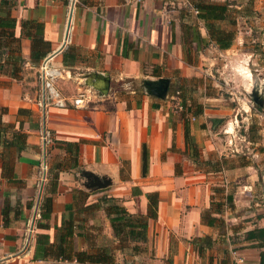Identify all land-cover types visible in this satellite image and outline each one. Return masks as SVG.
I'll return each mask as SVG.
<instances>
[{
  "label": "crops",
  "instance_id": "crops-1",
  "mask_svg": "<svg viewBox=\"0 0 264 264\" xmlns=\"http://www.w3.org/2000/svg\"><path fill=\"white\" fill-rule=\"evenodd\" d=\"M13 1L11 15L16 19V37L21 36L22 20L43 22L44 38L51 45L49 61L64 70L58 81L64 94L101 86L96 82L97 74L108 80V92L88 108L42 110L37 104L39 86L33 90L25 88L24 79H20L22 71L18 79L10 77L8 71H0V109H6L2 119L16 128L22 121V131L27 135L26 146L21 150L0 145V264H85L33 258L34 229L35 233L49 234L53 241L56 227L68 215L74 191L82 190L74 181L75 168L79 167L110 182L103 188H89L86 186L89 179L80 171L79 175L85 178L83 185L90 191L82 190L88 194L86 199L92 194L106 193L118 199L129 213L145 214L148 203L145 193L158 194L157 218L148 221V240L137 242L139 247L132 249L134 254L148 252L145 264H235V254L241 255L245 264H259L263 248L255 246V241L246 240L245 233L264 227V171L258 172V167L253 171L240 166L217 170L198 167L196 164L203 160L204 151L213 149L212 131L215 130L207 123V117L221 116L205 104L209 99L205 95V102L187 104L184 97L178 105L168 98L173 71L187 76L195 73L196 67L191 63L195 59L188 60L185 55L181 30L182 20H186L181 17V9L187 10L185 7L189 5L191 11L193 0H184V6H175V0H79L73 12L64 0ZM253 7L264 25V0H253ZM190 13L194 20L193 12ZM68 23L70 41L66 44ZM198 24L201 35L206 36L201 23ZM191 46L195 51V44ZM213 46L219 55L222 50H228ZM72 53L75 58L70 62ZM21 55L25 60L22 69L36 73L37 67L30 63V40L23 36ZM83 72L91 78L81 83L85 77ZM158 78L168 79L164 96L152 95L144 87L135 88L128 95L115 97L112 105L106 104L117 92H111L112 82L143 83ZM197 103L203 106L202 113L195 112ZM20 108L31 113L18 115ZM186 120L198 145L197 161L186 150ZM44 131L49 133L45 149L41 138ZM60 141L79 142L76 167L64 165L71 157ZM143 144L149 156L145 176H142ZM8 162L12 170L3 166ZM43 162L47 181L48 170L58 171L55 167L63 165L52 193L46 180L41 182L42 194L34 211L32 200L35 187L41 181L39 177L44 175L40 170ZM246 171L249 175L244 181H238L235 190H223V196L217 200L213 197L220 191L216 187L224 186L241 173L245 175ZM226 194H232L233 206L215 213L212 200L224 202ZM43 195L52 198L49 229L32 226L40 217ZM2 209H5L7 224H4ZM205 212L216 218L213 224L202 220ZM29 221L31 225L27 226ZM108 229L107 238L114 240L110 224ZM85 232L93 238L88 229ZM237 235L243 241L236 242ZM92 238L88 240L85 235L74 238L75 247L90 249Z\"/></svg>",
  "mask_w": 264,
  "mask_h": 264
},
{
  "label": "rangeland",
  "instance_id": "rangeland-1",
  "mask_svg": "<svg viewBox=\"0 0 264 264\" xmlns=\"http://www.w3.org/2000/svg\"><path fill=\"white\" fill-rule=\"evenodd\" d=\"M64 1L67 2L68 9L72 6V12L79 2V0ZM193 1L227 3L231 10L230 16L235 19L236 24L232 25L224 21L218 23L223 28L234 29L236 36L230 48L224 51L221 49L220 55L214 50V43H210L197 52L192 49L190 55L195 59V61L191 60V63L196 67L195 73L187 76L182 75L181 71H173L170 76L171 90L168 98L174 105H178L184 100V97L187 99V104L205 102V95L209 98L205 104L209 109L218 112V115L223 119L221 123H213V117H207V123L215 130V132L212 131L213 149L209 152L204 151L203 157H201L203 160L196 164L198 167L217 170L240 166L248 171H253L255 167H258V172L264 171V25H262L261 16L254 9L252 0ZM175 2V6H184V0H175ZM185 8L189 9L190 6L187 5ZM192 12L194 14V11ZM72 71L77 70L73 69ZM36 75L37 69L36 73L33 70L22 69L20 79H24L23 86L32 90L38 88L39 83ZM83 75L85 76V72ZM183 76L188 79H183ZM89 77L91 78V75ZM89 77L82 78L81 83ZM135 88H143V83L137 80H124L123 83L122 81L112 82L111 92H117L108 99L106 104L112 105L115 97L128 95V91ZM254 91L259 95L261 104L255 102L252 95ZM9 153L14 155V151ZM62 161L65 160L62 159ZM65 165L71 166L72 162L65 161ZM82 169L75 168L74 181L78 188L86 191L83 185L85 178L79 175ZM40 170L44 169L40 167ZM248 175L249 173L246 171L245 175L241 173L236 179L224 183L226 187L225 185L216 187L220 191H216L213 197L217 200L223 196V190H235L238 181H244ZM39 178L41 181L35 187L33 205L31 206V210L34 211L37 210L39 194H42L41 182L46 180L48 190L50 188V180L47 181L45 174L42 173ZM105 196L106 193L92 194L89 199L82 196L78 202L79 206L74 210L78 222L83 224L84 229H88L93 235L94 243L99 246L107 244L112 249L116 244L107 238L109 222L104 213V203L100 201ZM29 223L27 226L31 225V222ZM33 225L35 227L36 222ZM30 229L28 232L32 231ZM35 234L34 229V237ZM239 237L237 235L236 242L243 241ZM132 247V244H127L121 252L115 251V260L120 264H145L148 252L134 254Z\"/></svg>",
  "mask_w": 264,
  "mask_h": 264
},
{
  "label": "trees",
  "instance_id": "trees-1",
  "mask_svg": "<svg viewBox=\"0 0 264 264\" xmlns=\"http://www.w3.org/2000/svg\"><path fill=\"white\" fill-rule=\"evenodd\" d=\"M253 1V0H252ZM13 0H0V71L9 73L10 77L18 79L25 64V60L21 55V37H27L30 40V63L36 66L40 61L51 52V45L48 40L44 38L43 30L44 24L41 20L24 19L21 21V36L14 35V27L16 19L11 15ZM190 9L182 10L181 30L184 44L185 55L187 59L191 60L190 50L192 43L195 44L196 52L207 47L210 43L217 45L219 49H227L232 45L236 31L234 29H227L220 26L218 22L224 21L235 25V19L230 16V9L227 3L209 2V1H192ZM194 11V20H191V13ZM206 32V36H202L199 31V24ZM195 52V53H196ZM75 58L74 53L69 57V61L73 62ZM63 61L67 59L65 55ZM190 62V61H189ZM181 104V102H180ZM261 108V107H259ZM6 109H0V145L6 149L15 148L21 150L26 146V133L22 131V121H19V127L15 124L5 122L2 115ZM203 106L196 105V113H202ZM31 112L20 108L18 115L30 114ZM222 118H212L213 123H221ZM184 138L186 150L194 159H199L198 145L194 141L190 133V125L187 120L184 123ZM61 147L70 154L71 162L74 167L78 163L79 142L60 141ZM148 150L145 144L142 147V176H145L148 170ZM9 167L12 170V165L4 163L3 166ZM63 165L60 163L55 169ZM65 165V164H64ZM58 171L48 170V179L50 180V192L55 190L57 183ZM87 193L76 189L73 194V201L69 205V211L66 218H62L61 224L56 227L53 241H50V235L47 233H36L34 244V259H48L52 258L60 261L75 260L85 264H119L115 260L114 252L118 249L120 251L125 248V245L132 244V249H137L139 246L137 242H147V226L149 219L157 218V204L158 194L156 192H147L145 196L148 200L147 211L145 214L129 213L126 208L120 204L119 200L114 197L105 196L100 199L104 203V213L107 217L116 246L110 248L109 245H97L94 243L92 236L86 233L83 224H80L75 217V208L79 205V200L83 196L86 199ZM51 196H43L39 204L40 217L36 222V227L41 229H49L50 225L47 222L51 214ZM214 203V204H213ZM214 212L221 213L225 207L233 206L232 194H226L224 202L221 200L213 201ZM5 206V205H4ZM212 209V207H210ZM4 224H7L5 219V209H2ZM202 220L208 224H213L215 217L210 216L209 212L202 214ZM86 233V234H85ZM86 239L92 238V246L90 249H78L75 247L74 238L84 236ZM245 239L248 241H255V246L262 247L260 252L259 264H264V227H255L246 231ZM197 241V240H196Z\"/></svg>",
  "mask_w": 264,
  "mask_h": 264
},
{
  "label": "built area",
  "instance_id": "built-area-1",
  "mask_svg": "<svg viewBox=\"0 0 264 264\" xmlns=\"http://www.w3.org/2000/svg\"><path fill=\"white\" fill-rule=\"evenodd\" d=\"M70 23V21H69ZM67 24V32L64 43L70 41L69 36V25ZM64 70L61 67L53 65L48 58V55L43 58L37 66V80L39 83L37 104L42 109L56 108V109H67V108H88L97 100H100L102 96L101 92L98 93L96 89L86 87L79 90L76 94L66 95L62 92L59 87L58 81L63 77ZM42 144L45 149V145L49 139V133L45 132L42 134ZM42 169L44 174L46 171V165L43 162ZM30 222V221H29ZM235 254V252H234ZM235 264H245V259L241 255L235 254Z\"/></svg>",
  "mask_w": 264,
  "mask_h": 264
},
{
  "label": "water",
  "instance_id": "water-1",
  "mask_svg": "<svg viewBox=\"0 0 264 264\" xmlns=\"http://www.w3.org/2000/svg\"><path fill=\"white\" fill-rule=\"evenodd\" d=\"M95 78H96V82L101 84V86H95L94 88L96 90H98L99 92H101L102 94H105L108 90L107 89L108 88V84H107L108 80L99 74H97L95 76ZM143 87L146 88L148 93L155 95V96H158V97H162V96H164V94L167 90L168 79L167 78H158L156 80H144L143 81ZM252 95H253L255 102L258 104H261L259 95L256 94L255 91L252 93ZM80 174L89 179V183L86 184V186L89 188H91V187L103 188L110 183L109 180H107L105 178H99L98 176L92 174L88 170H83V171H81ZM91 178H92V180H91Z\"/></svg>",
  "mask_w": 264,
  "mask_h": 264
}]
</instances>
